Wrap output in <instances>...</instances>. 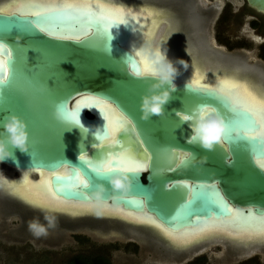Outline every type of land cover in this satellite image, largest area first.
<instances>
[{
	"label": "water",
	"instance_id": "95a60500",
	"mask_svg": "<svg viewBox=\"0 0 264 264\" xmlns=\"http://www.w3.org/2000/svg\"><path fill=\"white\" fill-rule=\"evenodd\" d=\"M150 1L157 4L155 0L148 2ZM160 1L162 5L167 6L166 3L170 5L172 11L168 13L166 21L171 22L170 32L176 28L179 43L182 41L187 44V41L191 43L192 39H196L198 35L190 32L189 25L191 17L198 15L199 12L193 13L191 6L184 0ZM250 3L264 10V0H250ZM74 15L72 12H57L47 17L54 21L62 20L66 26L64 30L49 35L27 22L35 19L30 15L20 16L16 10L0 11V31L4 30L5 42L9 43L10 47L20 49L18 70L13 67L11 81L13 94L5 100L0 98V104L5 103L10 106L9 112L20 115L26 121L29 132V149L22 152L18 147L9 145L12 156L0 162V167L15 170L16 176L19 174L18 171L50 172L51 186L55 188L56 182L60 183L56 181V174L70 176L73 165L81 166L80 156L96 159L98 153H116L120 151L122 145L141 159H145L147 169L138 173L137 178L133 177L131 189L124 195L113 192L107 178L102 179L89 171L91 186L84 190L87 197L97 183H104L107 188L104 203L122 207L125 211L150 215L174 231L195 228L214 220L230 221L231 225L235 226L263 220L264 168L256 162L258 158L250 156L249 150L241 146L234 148L228 143L217 145L213 151H207L187 142L192 132L189 122H184L177 128L179 117L176 113L186 114L185 108L191 107L196 99L189 88H185L186 82L188 85L191 82L176 77L174 80L176 90L172 93L171 100L164 106L165 113L162 116H153L147 121L142 120L141 96L153 77L135 75L136 69L132 66V61L138 63L140 57L136 55L130 43L133 22L125 18L127 23L114 25L109 30L112 37L109 53L105 50L103 40L95 36V28L90 30L88 36L81 35L76 38L72 30L73 21L69 19ZM209 40L208 42L205 40L209 45L207 51L195 49L190 55L196 57V61L205 68L204 70L228 72L231 70L230 67L217 60L221 52L219 47H216L212 40L211 44ZM202 83L206 85L205 82ZM85 96L106 100L130 121L123 129L124 134L121 133L122 139L117 133L116 138L120 140V145L100 141L104 147L97 146L96 127H100L103 134L107 120L95 107L84 108L80 113L82 125L89 129L87 133H81L78 126L63 128L62 121L54 118L53 111L57 104L62 102L65 105L68 101V107L72 108L76 99ZM200 99L208 107L216 106L215 101L209 103L202 97ZM4 115L0 112V134ZM228 135L229 133H226V138ZM170 150L180 153V159L172 165V170H169L172 162ZM185 154H188L187 163L178 166ZM62 168H65L64 172L60 171ZM84 170L88 171L86 168ZM1 172L0 176L4 173ZM3 175L16 177L12 174ZM32 176L36 177V174L33 173ZM177 183L193 186L199 184L205 190L199 185L195 188L202 196V201L194 206L196 214L191 217L188 207L183 206V200L191 198V190H188L187 197H184L182 195L184 189L167 187L168 184ZM211 189H215L219 194L211 192ZM61 194L65 196L59 193L57 196L67 201L93 203L82 195L66 191ZM114 195L119 198L113 200ZM226 207L231 210L228 214ZM0 208L21 217L18 230H32L33 224L37 226L36 230L40 227L46 229L48 226L45 217L54 216L57 227L63 226L65 233L81 230L156 239L166 245L172 253L183 255L193 254L194 250L215 240L229 242L236 250L256 244L252 240L240 242L234 237L220 235L205 238L186 248L173 247L150 225L135 223L115 215L52 211L34 205L2 186Z\"/></svg>",
	"mask_w": 264,
	"mask_h": 264
},
{
	"label": "snow or ice",
	"instance_id": "6c2138e0",
	"mask_svg": "<svg viewBox=\"0 0 264 264\" xmlns=\"http://www.w3.org/2000/svg\"><path fill=\"white\" fill-rule=\"evenodd\" d=\"M15 9L16 13L20 16L30 15L34 17V20H29L27 22L30 25L34 24L41 32H47L49 35L64 30L66 26L62 20L54 21L47 19V17L57 12L75 13V15L69 17V19L73 21L72 30L76 38L78 39L81 35L88 36L90 30L95 28V36L103 40L106 51L112 39L109 30L114 25L127 23L122 10L111 8L108 5L97 7L94 11L86 3L81 7H77L73 3H62L57 6L53 0H41V2H36V0H19V3L15 5ZM5 11H7V9H5ZM76 29H79V31H76ZM19 52V48L10 47L9 43L5 42L4 30L0 31V57L7 58L6 60L0 59V86H2L0 87V98H2V100H5V98L13 94V84L11 81L13 67L15 66L18 70V61L20 59ZM136 55L140 57V60L138 63L135 60L132 61V66L136 69L135 75L140 77H152L153 70L147 60L140 55V53H136ZM9 69H11V71H9ZM242 87V85L235 82L225 81L221 87L212 89L203 84L201 78L198 77L189 85V91L196 97L192 106L185 108L186 114H181L180 112L176 113L179 117V120H177V128L184 122L194 123V120L199 118L206 110H214L223 116L229 128L230 126H239L242 129V134L239 139H235L229 134L227 138L225 136L224 141L218 144V146L224 143H228L234 148L241 146L249 150L250 156L257 157L258 159L256 162L264 168V99L257 100L247 88H244L243 94H241L237 90ZM201 97L209 103L215 101L216 106L208 107L206 103L200 99ZM93 107L99 109L108 121L103 134L98 137L96 136L98 141L97 146L101 148L104 147V144L99 143L100 141H106L113 145H120V140L116 138L117 133L120 134V138L122 139L121 133L124 134L123 129L130 121L121 113L115 123H113L107 111L113 108V105L108 104L106 100H102L99 97H80L74 101L72 108L68 107V101H66L65 118L62 121L63 128L78 126L81 133H87L89 129L82 125L80 113L84 108L91 109ZM9 110L10 106H7L5 103L0 104V112L7 114ZM188 116L192 117L191 121H187ZM170 156L172 157V162L169 165V170H172V165L176 164V160L180 159V153L170 150ZM79 160L81 166L73 165L70 176L65 177L61 174H56V181H60V183L56 182L55 188L51 186V181L48 182L49 191L54 197L59 198L57 193L62 195L61 192L66 191L82 195L88 199L84 190L91 186L89 171L94 173L97 177H100L98 173L101 170H104L108 175L117 171H126L133 179V177L137 178V174L146 170L148 167L145 159H141L132 151L125 149L122 145H120V151L116 153L100 152L96 159H90L88 156H80ZM187 161L188 156L185 154L178 166H183ZM85 168L88 170L87 172L84 170ZM81 169L84 171L81 172ZM41 175L43 176L44 173H41ZM30 183V180L25 181V184ZM197 185L199 184L194 186L187 183L167 185V187L177 190L184 189L185 191L182 194L184 197H187L188 190H191V198L183 200V206H187L190 210V217L196 214L194 206L202 201V196L195 191ZM199 186L201 187V185ZM211 192L218 193L215 189H211ZM30 202L40 203L35 200ZM230 211L231 210L226 207L227 214L230 213Z\"/></svg>",
	"mask_w": 264,
	"mask_h": 264
},
{
	"label": "bare ground",
	"instance_id": "6f19581e",
	"mask_svg": "<svg viewBox=\"0 0 264 264\" xmlns=\"http://www.w3.org/2000/svg\"><path fill=\"white\" fill-rule=\"evenodd\" d=\"M36 1L41 2V0H36ZM148 1L149 0H53V2L57 6L61 5L62 3H73L77 7H81L83 6V4L86 3L94 11L97 9V7H102L105 5H108L114 9L122 10L124 13V17L127 19L129 18L134 25L133 34L130 43L135 49L136 53H139L140 50L145 46H151L153 49L160 47L159 49H161L162 52L166 53V56L169 60L175 63L177 60L183 59L189 65L187 70H185L183 68V65L175 64L179 72V75L177 77H180V79L183 80H188L190 82L194 81L199 76L194 75L195 72H193L190 68L194 69V65L200 63L196 61L195 56H191L190 54L195 49L199 51H207V49L209 48L208 43L204 39L200 38V36L197 37L196 39H192L191 43L189 41H187V44H184L182 41L179 43L180 39L178 40L176 28H174L173 31L170 32L169 29L171 22L166 21V19L168 18L167 16L169 15L168 13L172 11L170 5L167 6L157 5L158 3L154 4L151 3V1L150 2ZM8 3L10 4L7 5L6 0L5 1L2 0V2L0 1V11H4V12L15 11L16 10L15 5L19 3V0L16 1L11 0ZM133 4L138 6L154 7L155 11L148 10V12H145L146 15L150 14L148 17L142 18L140 16L139 18L134 16L135 13H133V11L129 10L130 9L129 6H132ZM181 4L183 5L184 2ZM5 9H7V11H5ZM204 18L202 17L199 18V16L197 15L191 17L189 30L193 26H195L197 22L207 20V18L206 19ZM165 31H169L168 39H170L171 42H173L172 43L173 46L171 47L166 45V43L163 47L159 46V44L161 45V43L159 42L161 39L160 37ZM222 63L228 65L231 69L228 72L218 71V74L220 72L222 75H224V77L220 74H219L220 77L219 79L211 75L201 76V82H205L207 86L215 87V88L221 87L225 81L235 82L243 86L241 89L237 90L241 94H243V89L247 88L248 91L251 92L257 98V100L264 99V87L254 84V82L251 81V79L247 77L245 73L244 74L246 76H243V74H241V72L250 71L249 68H247L242 64H238V63L235 64L234 62L231 61L228 62L222 61ZM204 69L205 68H203V70ZM107 111L109 118L113 121V123H115L120 113L116 109H114V107L108 109ZM60 171L64 172L65 168H62ZM18 172L19 174L16 177H8L2 174L0 176V180L6 182L4 184H0V186H2V188L9 190L10 192L12 191L22 196L27 201H33V200L39 201L40 202L39 204L37 203H33V204L40 205L52 211H61L68 214L96 213L101 215H115L119 217H124L125 219L135 223L150 225L154 228V231L156 230L155 232L158 235L163 236L166 239V241L173 247L186 248L205 238H211L220 235H227L230 237H234L236 238V240H239L240 242H250L252 240L255 241L256 243H260L259 241H262L261 245L264 244V219L261 221L259 220L252 221L250 224L238 225V226L231 225L230 221L214 220L204 223L195 228L174 231L165 227L154 217L150 215H146L144 213L125 211L122 207L110 205L108 203H103L102 205L97 206L94 203L78 202L73 200L67 201L60 197L59 198L54 197L52 193L49 191V187H48V182L50 181V176L52 175V173L50 172H44L41 170L39 171L27 170V171H18ZM33 173L36 174V177L32 176ZM41 173H44V175L42 176ZM26 180H30L31 183L25 184ZM19 188L21 189L18 190Z\"/></svg>",
	"mask_w": 264,
	"mask_h": 264
},
{
	"label": "rangeland",
	"instance_id": "374dc122",
	"mask_svg": "<svg viewBox=\"0 0 264 264\" xmlns=\"http://www.w3.org/2000/svg\"><path fill=\"white\" fill-rule=\"evenodd\" d=\"M0 1L2 2V0ZM10 1L6 0L7 5L10 4L8 3ZM129 7V10L135 13L134 16L139 18L140 16L142 18L148 17L150 14H145L148 10L155 11L154 7L134 4ZM168 34L169 31L163 32L159 41L161 45L159 44V46L163 47L165 43L169 47L173 46V42L168 39ZM190 69L199 78L211 75L219 79V74L222 75L220 72L218 74L217 71L210 72L208 70V72L207 70H203L200 64H196L194 65V69ZM222 76L224 77V75ZM0 171L4 172H1L2 174L17 175L15 170L7 167H0ZM5 182L1 181V184ZM20 223L21 217L18 214H12L8 217L7 227H5L0 213V264H67L72 256L79 253L108 255L113 264H169V260H165L164 258L161 260L160 257L155 255L153 250H144L140 238L81 231L78 233L81 238L68 233V237L61 244L51 245L37 236L26 239L16 237V230L11 231V228H17ZM144 253L145 256L143 257ZM193 254H200L199 256L205 255L206 259L198 260L196 259L198 257H194L191 262H187L191 258L188 257L175 264H264V244L261 245L260 243L236 250L235 247L230 246L229 242L215 240L204 244L200 249L194 250Z\"/></svg>",
	"mask_w": 264,
	"mask_h": 264
},
{
	"label": "clouds",
	"instance_id": "9594fccd",
	"mask_svg": "<svg viewBox=\"0 0 264 264\" xmlns=\"http://www.w3.org/2000/svg\"><path fill=\"white\" fill-rule=\"evenodd\" d=\"M111 53V47L108 48ZM142 55L153 70V80L148 84L147 90L141 96L140 110L141 119L150 120L153 116H162L165 113V105L171 100L172 93L176 90L174 84L175 78L179 75L175 64L183 65L187 70L189 65L183 59L177 60L175 63L169 60L165 52L159 48L153 49L151 46H145L140 50ZM0 59H7L0 57ZM167 85V87H165ZM185 88L189 85L186 82ZM101 116L105 119L102 112ZM53 116L58 121H63L65 118V105L61 102L57 104L53 111ZM106 120V119H105ZM192 117L188 116L187 121H191ZM2 134H0V162H3L6 157L12 156L9 150V145L18 147L22 152L29 149V132L27 130L26 121L20 115L14 112H8L3 118ZM107 127V121L104 129ZM192 129L191 135L187 142L199 145L207 151H213L215 147L224 141L226 133H229L233 138L239 139L242 134V129L239 126L229 128L222 115L216 111H205L199 118L194 120V123H189ZM95 135H102L101 128L96 127ZM188 155V154H186ZM98 175L104 179L107 178L113 192L121 195L127 194L132 186V177L126 171H117L116 174L108 175L104 170H101ZM107 188L104 183H97L95 188L90 191L88 199L95 205L99 206L105 202V192ZM119 197L113 196L116 200ZM48 228L57 227V221L54 216H46ZM36 229L37 226H31ZM46 234V229L40 227L34 231V235L40 236Z\"/></svg>",
	"mask_w": 264,
	"mask_h": 264
},
{
	"label": "flooded vegetation",
	"instance_id": "af4514ba",
	"mask_svg": "<svg viewBox=\"0 0 264 264\" xmlns=\"http://www.w3.org/2000/svg\"><path fill=\"white\" fill-rule=\"evenodd\" d=\"M158 1L159 0H155L159 5L163 4L161 1ZM184 1L191 6L193 13L203 12L200 13V15L198 14L199 18H204L207 15L204 18H207V20H203L204 22H197L196 25L190 29V32H195L198 37L200 36V38L207 42L209 39V42L212 40L216 47H219L218 49L221 51L217 60L220 59L219 61L221 62L231 61L235 64L238 63L246 66L251 72L240 71L241 74H243V76L247 75L254 84L264 87V10L259 9L256 5L250 3V0ZM166 5L169 4L166 3ZM210 43L212 44V42ZM0 213L3 218L4 226L7 227L8 217L14 213L3 209L0 210ZM19 226H17V228H11V231L17 229L15 234L16 237L26 239L36 236L34 235L36 229L25 231L18 230ZM63 228V226L56 227V229L46 228V234L37 237H40V239L48 244L59 245L68 237V233L77 237L79 236L78 233L81 232L80 230L75 232L68 231L65 233ZM140 239L143 243L144 250H153L155 255L160 257L161 260L163 258L169 260V264H175L188 257L191 258L188 259L187 262H191L194 257H198L196 259H199L200 257L202 260L206 259L205 255L199 256L200 254L189 253L183 255L182 253H172L163 243L156 239ZM144 256L145 253L143 254V257Z\"/></svg>",
	"mask_w": 264,
	"mask_h": 264
},
{
	"label": "trees",
	"instance_id": "16d2710c",
	"mask_svg": "<svg viewBox=\"0 0 264 264\" xmlns=\"http://www.w3.org/2000/svg\"><path fill=\"white\" fill-rule=\"evenodd\" d=\"M78 238H81L80 236H77ZM198 260H202L200 257ZM67 264H113L110 257L104 255V254H83L79 253L74 256H72Z\"/></svg>",
	"mask_w": 264,
	"mask_h": 264
}]
</instances>
